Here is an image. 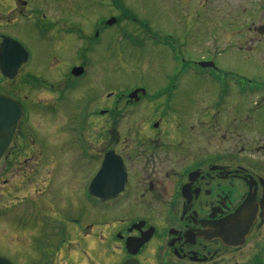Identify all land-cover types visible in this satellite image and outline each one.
Instances as JSON below:
<instances>
[{
	"label": "flooded vegetation",
	"instance_id": "af4514ba",
	"mask_svg": "<svg viewBox=\"0 0 264 264\" xmlns=\"http://www.w3.org/2000/svg\"><path fill=\"white\" fill-rule=\"evenodd\" d=\"M94 1L105 0H0V28L19 22L44 42L32 62L18 38L0 33V42L10 36L28 52L14 78L0 73V95L23 110L0 174V249L8 254L0 255L12 264H264V161L250 160L252 154L262 160L264 145L227 135L234 124L243 133L249 112L258 108L241 97V104L221 106L227 87L219 91L218 104H182L176 94L186 70L200 69L214 79L229 74L213 62L217 45L208 46L207 57L182 55L184 47H200L196 33L219 32L211 27L217 0H166L179 11L173 15L178 21L182 14L191 19L179 34L145 33L123 0L111 4L105 20L89 23L97 35L119 25L134 44L150 39L187 68L173 69L172 82L153 93L141 86L107 92L101 87L89 96L84 80L100 64L88 56L96 42L85 34ZM127 17L141 36L127 33ZM260 25L246 27L257 43L264 37L257 33ZM177 36L184 42L180 49ZM77 67L82 72L75 75ZM3 81L17 83L5 88ZM153 95L158 103L151 106ZM30 118L32 126H24ZM107 153L126 184L123 193L103 200L90 195L89 186ZM30 215L33 221L24 227Z\"/></svg>",
	"mask_w": 264,
	"mask_h": 264
},
{
	"label": "rangeland",
	"instance_id": "374dc122",
	"mask_svg": "<svg viewBox=\"0 0 264 264\" xmlns=\"http://www.w3.org/2000/svg\"><path fill=\"white\" fill-rule=\"evenodd\" d=\"M123 1L132 11L131 15L135 16L134 19L145 24V33L159 32L161 34L162 31L169 30L179 34L178 30L181 24L191 23V19L185 14H182L181 20L178 21L173 15H179V11H177L175 5H167L166 0ZM116 2L117 0H105L103 3L94 1L88 8L87 19L89 22L85 34L88 41L91 42L90 39H92L96 42L92 44V50L88 51V56L94 59L100 58L99 72L94 76L88 75L84 80L85 88L89 91L88 95L91 96L94 91L101 87L107 92L110 89L123 91L141 86L149 90V93L167 87L169 82H172L171 77L168 80V75L172 70L181 66L187 68V64L180 61H178L179 64H175L176 61L166 58L163 54V48L154 45L150 39L144 42L145 45L134 44V40L124 33V29L119 25L98 29V35L96 28L89 25L90 21L97 17L105 20L109 15V7L113 8L112 5H115ZM216 7V12L212 15L211 27L219 32L213 36L209 32L196 33V35H193V40L200 44V47L197 46L196 48L195 45L196 49L194 48V51L196 52H192L193 48L191 47H189L190 50L187 49L188 47H184L186 49L183 51L182 48V55L186 58L193 56L196 59L207 57L208 54H211L208 53V50L212 49L208 46L217 45L220 49L216 54L214 52L213 62L218 69L227 71L229 74H223L220 78L214 79L209 72L203 73L199 71L200 69H196L198 71L196 73L186 70V73L177 84L176 94L182 104H209L214 101L218 104L219 102L216 100L219 98V91L227 87L228 91L222 102H220L221 106L226 105V103L233 105L240 102L241 104V97L244 99L243 102L258 108V111L249 112V124H247L243 133L242 129L244 127L235 126L234 124L229 128L230 131L227 135L232 136L233 139L236 136L243 137L253 146L264 145V37L257 43L255 42L258 40L257 35L254 36L251 31H246V27H255L264 23V0H217ZM0 9L2 10V8ZM134 19L132 21L128 17L124 19L123 22H127L130 27L127 28L129 30L127 33L141 36L143 33L140 32L137 26L135 27L136 21ZM226 31H228V34ZM8 32L18 38L29 49L32 54L31 61L35 62L44 46V42L37 40L31 31L19 22L9 27L0 28V33L5 34ZM177 37V39L174 38L176 39L175 45L180 49V45L184 46V42H182L180 36ZM72 38L75 39V33ZM237 41L240 42L236 43ZM227 42L230 45L232 42V47L226 46ZM186 45L188 46V43ZM190 45L193 47L192 43ZM173 52L176 53L177 51ZM17 81H3L2 85L5 88H11ZM238 91H245V95L241 96ZM152 98L150 105L154 106L158 103L154 100L157 97L153 95ZM33 121L34 118H30L24 123V126H32ZM255 157L252 154L250 160H254L256 164L264 161V157H262V160L259 155ZM61 161L63 162V159ZM66 162H70V160H66ZM0 188H2L1 181ZM28 188L31 191L33 188L32 183H29ZM16 195L17 193L14 194V196ZM8 198L5 196V199ZM1 202L2 200H0V206L2 205ZM25 211L29 212L30 206ZM107 219L109 217H106ZM30 221H33L31 215L25 219L24 227H29ZM3 227L8 229L9 233H16L17 231L11 229L13 227L9 224L4 223ZM17 229L21 228L17 227ZM30 230L34 231L33 228H30ZM22 231L27 232L28 228ZM0 252L7 254L1 249ZM15 260L13 258V261Z\"/></svg>",
	"mask_w": 264,
	"mask_h": 264
},
{
	"label": "water",
	"instance_id": "95a60500",
	"mask_svg": "<svg viewBox=\"0 0 264 264\" xmlns=\"http://www.w3.org/2000/svg\"><path fill=\"white\" fill-rule=\"evenodd\" d=\"M114 22L111 18L108 24ZM257 33L264 35V25L258 26ZM28 52L14 38L3 36L0 42V73L12 79L15 77L18 68L27 60ZM82 68L72 69V73L78 75ZM144 92V89H138ZM136 90L130 93L132 97ZM23 116L21 105L13 98L0 95V174L6 165L5 155L14 145V137L18 131L19 122ZM110 153V152H109ZM109 153L106 154L102 166L98 169L89 186V193L94 197L103 200L116 197L123 193L126 184V175L119 174L117 165L111 162ZM118 163V162H117ZM97 184L103 190L97 191ZM0 264H12L10 260L0 255Z\"/></svg>",
	"mask_w": 264,
	"mask_h": 264
}]
</instances>
